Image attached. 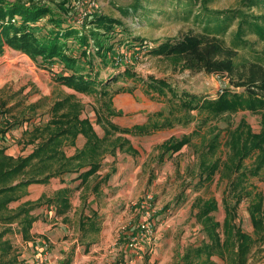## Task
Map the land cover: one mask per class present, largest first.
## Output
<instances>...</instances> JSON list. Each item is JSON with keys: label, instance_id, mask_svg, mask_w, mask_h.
Instances as JSON below:
<instances>
[{"label": "rangeland", "instance_id": "374dc122", "mask_svg": "<svg viewBox=\"0 0 264 264\" xmlns=\"http://www.w3.org/2000/svg\"><path fill=\"white\" fill-rule=\"evenodd\" d=\"M36 1L51 4L56 10L61 2H65L67 16L81 17L78 21L80 27L82 20L91 11L122 18L129 25L131 33L146 40L143 46L139 41L132 42L127 33L122 32V27L117 25L116 30L106 39V44H114L115 50L121 54L123 60L119 63L108 61L104 65L100 58L95 60V70H100V79H107L113 71L123 76L128 67L136 74L129 78L121 77L110 89L112 92L115 91L113 103L120 112L111 119L122 128L144 123L152 114L162 110L167 112L171 106L170 93L161 95L156 91L152 90L149 93L144 89L150 76L166 80L179 93L188 91L210 99L219 98L226 89L234 92L243 91L242 88L235 87L227 75L192 71L183 68L181 62L153 51L155 46L166 39L181 37L191 30L203 31L204 25L198 23L194 17V14L199 13L201 9V1L197 3L190 19H185L183 14L172 15L174 8L178 6L175 0L173 2L171 0ZM137 2L147 6L148 10L141 9L139 14L131 13L129 17H124L119 8L130 7ZM242 3L243 0H210L209 6L212 9L229 10L242 7ZM179 6L183 7V5ZM244 8L253 14L264 16V0H260L258 5ZM145 12L147 16L154 18L153 25L146 22L139 23V19L146 16ZM46 21L47 18L43 19L42 23L45 24ZM237 25L238 19L230 25L227 33L222 37L228 44H232L235 39ZM243 38L246 44L240 48L238 60H257L264 63V39L254 31H248ZM69 45L78 47L73 41H70ZM6 49L5 54L0 55V104L5 109L6 118L14 119L9 123L13 128L7 131L10 138L26 143L30 138L26 131L30 132L32 129H26V126H33L40 118H45V122L54 118L57 128L71 127L76 123L75 114L79 110L82 133L76 138V145L67 143L63 146V150L68 156H73L84 147L88 137H97L107 151L101 160L98 173L85 183H82L77 173L70 172L51 180L45 194L46 198L54 197L60 190L58 188L71 189L72 207L66 214L56 213L53 218H46L47 209L56 204L49 206L44 199L32 210V214L38 218L34 223L30 240L24 239L19 221L8 225L11 230L5 238L11 241L15 252L19 254L20 259L26 261V264H42L40 253L43 248L49 251V258L57 257V260L52 258V264H61L68 258L69 264H108L109 262L173 264L176 255L183 254L187 246L199 244L205 238L203 228L195 216L196 210L193 209L197 197L217 199L219 210L214 214L217 220L223 222L225 217L223 192L227 180H222L219 173L210 185L200 182L198 164L202 138L194 135L192 143L185 145L176 153L163 154V149L160 148L171 138L179 140L184 135L192 134L200 120L199 110L192 111L194 121L190 123H176L173 127L154 131L150 135L130 136L115 133L104 139L105 130L103 124L98 123L97 117L100 113L98 109L101 110L106 99L100 96L101 89L98 88L94 93H90L69 87L55 78V74L61 72L62 64L42 65L30 55L10 47ZM87 71L90 69L88 68ZM128 87H134L133 91H121V88ZM57 105L63 107L54 114ZM37 107L40 108L39 111L36 110ZM67 112L70 113L69 117L60 115ZM243 118L255 132H260L259 114L250 110L239 111L229 116L226 114L214 120V124H218L222 130L223 141L226 139L228 126H237ZM6 126L0 123V129L4 130ZM124 139L130 140L137 153L120 148L113 149L116 142ZM161 155L163 159L160 158ZM108 174L109 177L104 178ZM252 179L260 189L264 190L263 179L259 177ZM39 193L40 191L35 190L31 193V197L29 194L12 202L10 211H16L27 201L37 202ZM248 206L247 200L240 204L239 220L246 231L253 233L254 227ZM95 211L98 213L97 217L93 215ZM83 215L94 216L100 232L83 231L80 226ZM144 220L151 222L152 233L139 245V248L132 250L128 247L129 238L138 232L139 225ZM45 227H51L49 232L55 233L56 239L50 238L49 235L52 234L45 235L48 232L43 234L36 231ZM214 259L215 264H226L218 256ZM248 264H264V243L257 244L253 248Z\"/></svg>", "mask_w": 264, "mask_h": 264}, {"label": "trees", "instance_id": "16d2710c", "mask_svg": "<svg viewBox=\"0 0 264 264\" xmlns=\"http://www.w3.org/2000/svg\"><path fill=\"white\" fill-rule=\"evenodd\" d=\"M175 1L178 6L174 8L172 15L183 14L185 19H190L197 3L201 1V9L194 17L204 25L203 31L191 30L181 37L166 39L153 48L154 53L175 59L181 62L183 68L192 71L227 75L235 87L243 89L242 92L226 89L219 98L210 99L188 91L179 93L166 80L150 76L144 89L161 95L170 93L171 106L167 112L162 110L154 113L146 122L130 128L116 125L111 117L120 112L113 103L115 91L110 89L121 77L129 78L136 74L128 67L123 76L113 71L109 72L107 79H100V70H95V60L100 58L103 65L108 61L119 63L123 60L114 44H106V39L116 30L117 25L122 27V32H126L132 42L139 41L143 46L146 40L131 33L129 25L122 18L105 13L91 11L82 20L80 27L78 21L81 17L67 16L65 2H61L56 10L51 4L36 0H0V55H4L6 47H10L32 56L42 65L62 64L61 72L55 74V78L61 83L90 93L101 89L99 94L106 99L101 107L102 111L98 109L100 113L97 117L98 123L103 124L105 130L104 139L115 133L150 135L154 131L173 127L176 123H190L194 121L192 111L199 110L200 120L192 134L184 135L179 140L171 138L160 148L163 149V154L176 153L185 145L191 144L194 135L202 138L198 164L200 182L210 185L219 173L222 180H227L223 192L225 217L223 222L216 219L214 213L219 210L217 199L197 197L193 209L196 210L195 216L203 228L205 238L199 244L187 246L183 254L176 255L173 264H215V256L226 264H248L253 248L264 243V190L252 179L259 177L264 180V63L238 59L240 48L246 44L243 37L248 31H254L264 39V16L253 14L244 8L258 5L260 0H243L242 7L229 10L212 9L209 6L210 0ZM179 5L183 7L180 8ZM141 9L148 10L147 6L138 2L130 7L119 8L124 17H129L131 13L139 14ZM144 14L146 16L139 19V23L153 25L154 18L147 16L146 12ZM46 18L47 21L43 24L42 21ZM236 19L238 25L234 33L235 39L232 44H228L222 37ZM70 41L78 44V47L70 46ZM88 68L90 71H87ZM133 89L134 87L121 88V91ZM62 107L58 106L57 111L54 109V114ZM243 110H250L261 116L260 132H255L243 118L237 126H228L226 139L223 141L222 130L218 124H214V120ZM80 112L77 110L76 123L71 127L57 128L54 118L28 126L27 129L32 128L30 132L26 131L30 138L24 143H32L35 147L27 156L14 157L6 153V146L0 147V264H26L15 252L11 241L5 238L11 230L8 225L19 221L24 239L30 240L31 230L37 220L32 214L36 205H40L45 199L44 202L49 205L56 204L59 215L66 214L72 207L71 189L66 187L58 190L54 197L46 198L43 195L37 202L27 201L16 211H10L12 202L29 194L31 184L47 183L52 178L62 177L69 172L78 173V178L85 183L100 170L101 160L107 151L99 138L88 137L84 147L73 156H68L63 150L67 143L76 145V138L82 133ZM60 115L69 117L70 113ZM13 120L6 118L4 110L0 123L6 124L7 128L0 129V136L13 128L12 124L9 125ZM116 148L137 153L127 139L116 142L113 149ZM160 158L163 159V155ZM108 177L109 174L104 178ZM244 200L249 202L253 233L246 231L239 220L238 209ZM93 215L97 217L98 213L95 211ZM94 216H82L80 226L83 231L100 232ZM69 263V258L62 262Z\"/></svg>", "mask_w": 264, "mask_h": 264}, {"label": "crops", "instance_id": "0c3cea01", "mask_svg": "<svg viewBox=\"0 0 264 264\" xmlns=\"http://www.w3.org/2000/svg\"><path fill=\"white\" fill-rule=\"evenodd\" d=\"M30 107L34 108L33 106H30ZM39 109L40 108L37 107L36 110L39 111ZM45 121H46L45 118H40V120L37 121V122L38 123H42V122H45ZM27 128H28V126H26V129ZM0 138H1V141H0L1 142V145H0V147L6 146V148H7L6 149V153L8 155H11V156H14V157H19V156H23V155L24 156H27V155H29L33 151V149L35 147V145L32 144V143H29L28 145H26L24 142L22 143L20 141H16L15 139H11L9 133H6L5 135H2V137L0 136ZM51 180L49 182H47V183H33V184H31L29 186V188H28L29 189L30 197H31V193L33 191H35V190L40 191V193L38 194L39 196H37L38 197L37 199H39L41 196L45 195L47 193V191H48V186L50 185ZM100 181H102V178L100 179ZM61 188H58V189H61ZM49 206H51V205H49ZM56 213H57V206L54 205L53 207L47 209L46 218H48V217L53 218V215L54 214L56 215ZM36 217L38 218V216H36ZM55 219H58V217H55ZM50 228L51 227H47V228L45 227V228H42L41 230H36V231H38L39 233H43V234L45 232H48V234H45V235L52 234V236L51 235H49V236H50V238L52 237V240H54V239H56V234L53 233V232H49V229ZM31 232H33V228L31 230ZM45 244H46V242H45ZM44 251H46V252H44ZM49 255H50V253H49V251H47V249L43 248L41 250L40 260H41V263L42 264H45V262H47V264H52L53 263L52 258H54V260H57V257H56V259H55V257H51V256L49 258ZM37 261H39V259Z\"/></svg>", "mask_w": 264, "mask_h": 264}, {"label": "built area", "instance_id": "2783aa9c", "mask_svg": "<svg viewBox=\"0 0 264 264\" xmlns=\"http://www.w3.org/2000/svg\"><path fill=\"white\" fill-rule=\"evenodd\" d=\"M4 107L2 104H0V116L4 111ZM150 212H147L149 214ZM149 221H142L139 225V230L137 233H134L131 237L129 238V245L128 247L131 248L132 250L139 248V245L146 240L148 235L152 233V224ZM108 264H115V262H109Z\"/></svg>", "mask_w": 264, "mask_h": 264}]
</instances>
